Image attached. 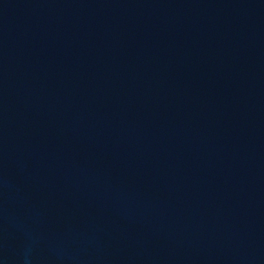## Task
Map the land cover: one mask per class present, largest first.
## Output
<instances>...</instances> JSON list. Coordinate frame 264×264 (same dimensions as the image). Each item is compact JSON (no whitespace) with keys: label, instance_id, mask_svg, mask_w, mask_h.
<instances>
[{"label":"water","instance_id":"water-1","mask_svg":"<svg viewBox=\"0 0 264 264\" xmlns=\"http://www.w3.org/2000/svg\"><path fill=\"white\" fill-rule=\"evenodd\" d=\"M0 264H264V0H0Z\"/></svg>","mask_w":264,"mask_h":264}]
</instances>
